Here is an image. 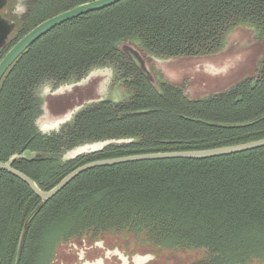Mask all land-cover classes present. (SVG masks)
I'll return each instance as SVG.
<instances>
[{"label":"trees","instance_id":"trees-1","mask_svg":"<svg viewBox=\"0 0 264 264\" xmlns=\"http://www.w3.org/2000/svg\"><path fill=\"white\" fill-rule=\"evenodd\" d=\"M94 0H27L0 60L41 22ZM249 27L264 42V0H123L68 21L32 44L0 81V162L49 191L74 169L125 156L210 150L264 138V55L255 77L194 100L183 88L146 78L124 49L173 59L216 54L230 32ZM112 68L129 96L79 109L48 133L38 89L76 84ZM101 151L64 160L85 144ZM73 239L129 235L158 250L204 251L189 264H264V147L218 158L139 161L87 170L49 201L0 171V264H39L46 233Z\"/></svg>","mask_w":264,"mask_h":264},{"label":"rangeland","instance_id":"rangeland-1","mask_svg":"<svg viewBox=\"0 0 264 264\" xmlns=\"http://www.w3.org/2000/svg\"><path fill=\"white\" fill-rule=\"evenodd\" d=\"M26 0L18 1L17 15L20 16L25 11ZM14 35V34H13ZM12 38V36H11ZM126 47L135 51L142 60L146 69L150 72L156 82H158V72L162 81L171 83L183 88L186 96L194 100H199L212 96L215 94L224 93L236 84L256 76L260 61L264 55V42L258 39L255 32L249 27H238L226 38L223 48L216 54L200 56V57H180L173 58L161 64L154 58L149 57L137 45L127 44ZM99 72L97 77H92L86 84L94 83L93 96L79 102L77 96H84L82 93L87 85H68L67 88L59 90L57 93H52L51 96H44V84L38 89V94L46 99L56 98L66 99L65 105L67 108L63 112L56 115H42L37 121L38 127L44 132L48 133L54 129L43 130V126L53 122L56 118L69 115L66 120L69 122L73 112L75 113L82 104L89 103L96 100H110L112 102H119L126 96H113L114 94L124 93L121 88L114 87L111 83L112 74L111 68L95 69ZM112 73V74H111ZM73 85V84H72ZM91 90V87H90ZM58 94V95H56ZM56 95V96H55ZM73 104V105H72ZM70 105V106H69ZM65 121V122H66ZM62 125V124H61ZM59 125V127L61 126ZM58 129V128H57ZM72 152H67L63 159L67 160L72 155ZM62 226H57L49 230L45 239V247L41 259H38L39 264H46V257L54 245V237ZM104 246L108 249L117 248L120 253L130 256L129 264H134L131 261L132 257L140 258L141 264H189L191 262L199 261L205 255L204 251H172V250H158L146 244H140L132 240L129 235H114L105 236L101 239ZM80 244L78 241H76ZM121 249V250H120ZM80 252H69V245L62 244L58 247L56 252V261L54 264H118L116 258H105L104 252H84L83 260L78 259Z\"/></svg>","mask_w":264,"mask_h":264},{"label":"water","instance_id":"water-1","mask_svg":"<svg viewBox=\"0 0 264 264\" xmlns=\"http://www.w3.org/2000/svg\"><path fill=\"white\" fill-rule=\"evenodd\" d=\"M8 0H0V11L5 7L7 4ZM123 0H94L91 2H87L81 5H78L72 9H69L65 12H62L56 16H53L37 26H35L32 30H30L27 34H25L22 38H20L7 52L6 54L2 57L0 60V81L2 80L3 76L6 74V72L9 70V68L16 62V60L32 45L34 44L38 39H40L42 36L53 30L54 28L71 21L73 19H76L78 17H81L83 15L93 13V12H98L101 10H104L106 8H109ZM15 28V25L13 23H9L7 20L3 19L0 16V50L6 46L9 37L11 36V33L13 32ZM125 53L129 57V59L133 62L135 67L142 73V75L146 78H153V76L150 74V72L146 69L144 66L142 60L139 58L138 54L133 51L131 48L126 47L124 49ZM156 61L160 62L161 64H165L162 62L169 61L170 59H158L154 58ZM167 63V62H166ZM99 70V69H97ZM95 74L93 77H97V71L93 70L91 71L86 78L81 80L80 82L73 84L74 85H82V83H87L92 77L91 75ZM93 83V82H91ZM89 83V84H91ZM89 84H86L87 87L83 89L84 91L82 92L84 96H77L79 99V102H82V100H85L91 96H89L94 90H90L88 87ZM59 91L56 90L53 93H57ZM101 100H96L92 101L89 103H85L79 107L81 109L87 104L93 103V102H98ZM44 102V98H43ZM64 102V103H63ZM66 99H53V107L55 115L63 112L64 109L67 107L63 104H66ZM63 103V104H62ZM67 105V104H66ZM73 105V104H72ZM70 106V105H69ZM44 107V106H43ZM77 109L76 112L79 110ZM75 112V113H76ZM73 112L72 116L75 114ZM53 115V114H51ZM71 116V118H72ZM67 120V119H66ZM64 120L61 124L66 123L67 121ZM66 121V122H65ZM60 124V125H61ZM59 128V125L56 127L55 130ZM40 129V128H39ZM54 129V128H52ZM41 132H43L40 129ZM44 133V132H43ZM131 140H119V141H104V142H97V143H91V144H85L82 146H79L70 152H75L74 155H72L69 159H74L77 156L80 155H85V154H90V153H95L98 151H101L105 146L111 144V143H129ZM264 147V138L261 140L253 141V142H248L244 144H239V145H234V146H228V147H222V148H216V149H210V150H201V151H185V152H165V153H153V154H141V155H133V156H125V157H120V158H113V159H107V160H99V161H94L90 162L87 164H84L70 173H68L64 178L61 179V181L52 189L49 191H42L38 188L36 183L23 174L22 172L14 169L12 167L13 163L17 159H23L26 161H31L35 157H39V154L37 153H30V152H25L22 155H13L11 156L6 162H0V171H4L9 173L10 175L18 178L21 180L23 183H25L30 190L39 197L41 201H49L51 200L54 196H56L61 190H63L72 180H74L77 176L82 174L83 172L94 169V168H99V167H109V166H114L118 164H124V163H130V162H139V161H154V160H167V159H189V160H203V159H211V158H218V157H223V156H229V155H234V154H239L247 151H252L256 150L259 148ZM80 150V151H79ZM78 151V152H77ZM16 264V262H15Z\"/></svg>","mask_w":264,"mask_h":264},{"label":"flooded vegetation","instance_id":"flooded-vegetation-1","mask_svg":"<svg viewBox=\"0 0 264 264\" xmlns=\"http://www.w3.org/2000/svg\"><path fill=\"white\" fill-rule=\"evenodd\" d=\"M18 1L19 0H8L7 1V4L5 5V7L0 11V16L3 19H5L9 23H13L15 25V28H14L13 32L11 33L12 38L10 36L9 39H8V42H9V40H11V39H13L15 37V33L17 31L18 22L22 19V16H23V14L26 11V7H25V11L19 17L18 16H15V15H17V12L16 11L18 9V6H17ZM26 2H27V0H26ZM111 72H113V74L111 73L112 74L111 75L112 76L111 83H112V85L114 87V90L116 88H121L124 91V93L114 94L113 96H115V95H117V96H129V93H128L126 87H124L123 82H121V79H119V78L117 79L116 75L114 76V71H113L112 68H111ZM158 78L159 79H157V80L159 82V80L161 78L159 76V72H158ZM46 84H49V85H45L46 87L43 88V90H44V92H43L44 96H48L47 94H49L51 96H54V95H52V93L55 92L56 90H58V89L61 90V89H63V87L64 88H67L68 85H72L70 83L63 84V85L61 84V86H58L59 88H57L55 90L53 88V85L52 84H50V83H46ZM90 93H91L90 95L93 96V92H90ZM56 95H58V94H56ZM42 96L43 95H41V97ZM44 105H45L44 106V109H45V112H46L47 115H48V113L50 115V113L56 112V111H54L55 109L52 106V103L50 101H46L44 103ZM60 118H62V117H60ZM60 118H56L55 120L60 119ZM53 122L48 123V125L49 124H52ZM106 236H109V235H106ZM103 237H105V236H103ZM103 237H99V238H96V239H91V238L83 237V238H80V239H73V240H70V241H68L66 243H62V244H68L69 245V252H80L78 254V259L80 261L83 260L84 252H87L88 251V252H104L105 258H108V259L116 258L117 261H118V264H129L130 263L129 262L130 256L129 255H125L124 256V254L120 253V251L117 248H114V249H108V248H106L104 246L103 241L101 240ZM76 241H78L80 244H78ZM62 244H60V245H62ZM58 247H57V249H58ZM57 249L55 251V254H54V257H53V260H52L51 264H54L55 261H56V252H57ZM131 261L134 264H141L140 263V258L138 259L137 257H135V258L132 257L131 258ZM98 264H101V263L98 262Z\"/></svg>","mask_w":264,"mask_h":264},{"label":"bare ground","instance_id":"bare-ground-1","mask_svg":"<svg viewBox=\"0 0 264 264\" xmlns=\"http://www.w3.org/2000/svg\"><path fill=\"white\" fill-rule=\"evenodd\" d=\"M95 76V74H92L91 77ZM69 115H65L60 119L55 120L52 124H46L45 126H43V130H50L52 128H56L58 125H60L64 120L68 119ZM80 151V150H79ZM78 152V151H77ZM76 153V151L72 152L71 155H74Z\"/></svg>","mask_w":264,"mask_h":264},{"label":"crops","instance_id":"crops-1","mask_svg":"<svg viewBox=\"0 0 264 264\" xmlns=\"http://www.w3.org/2000/svg\"><path fill=\"white\" fill-rule=\"evenodd\" d=\"M97 74H99V72H97ZM88 87H89V88L91 87L92 90L95 89V87H94V83L89 84ZM93 93H94V91H93ZM53 99L56 100V98H51V99H50V98H47V99H46V97H45V98H44V103H45L46 101H50V102L52 103V105H53ZM44 106H45V105H44ZM51 114L55 115V112H54V113H51ZM46 115H47V114H46L45 109H44V107H43V117H44V116L46 117ZM53 115H52V116H53ZM41 117H42V116H41ZM41 117H40V118H41ZM40 118H39V119H40Z\"/></svg>","mask_w":264,"mask_h":264},{"label":"clouds","instance_id":"clouds-1","mask_svg":"<svg viewBox=\"0 0 264 264\" xmlns=\"http://www.w3.org/2000/svg\"><path fill=\"white\" fill-rule=\"evenodd\" d=\"M17 11H20V9H17Z\"/></svg>","mask_w":264,"mask_h":264}]
</instances>
